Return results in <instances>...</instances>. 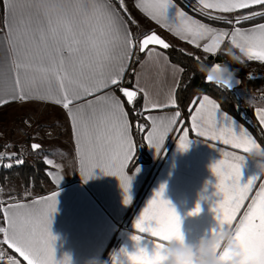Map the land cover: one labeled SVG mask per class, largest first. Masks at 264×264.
I'll use <instances>...</instances> for the list:
<instances>
[{
    "label": "snow or ice",
    "instance_id": "snow-or-ice-1",
    "mask_svg": "<svg viewBox=\"0 0 264 264\" xmlns=\"http://www.w3.org/2000/svg\"><path fill=\"white\" fill-rule=\"evenodd\" d=\"M47 6L59 7L61 12L44 11L39 0H0L4 10V41L11 53V63L2 70L3 86L0 87V107L13 103H43L59 106L70 121L75 138V151L79 156V173L86 182L99 168L105 175L116 176L124 193V204L132 202L131 187L135 173L137 143L132 134L133 123L125 107H133L139 117L152 110L171 108L170 115H146L150 128L136 123L140 131H146L143 140L160 153L169 133L180 123L182 112L175 90H170L166 102L152 98L140 85V75L133 72L135 85L124 84L125 74L132 66L134 56L144 55L145 60L167 59L159 49H169L170 43L155 31L147 30L137 35L131 25L134 20L125 19L129 12L126 0H46ZM202 13H233L248 9L246 14L232 18L214 16L233 25L231 32L217 29L193 18L178 7L173 0H140L136 6L151 20L162 25L176 36L201 48L205 53L216 55L226 38L248 60L264 62V23L249 29L239 27L242 22L255 16H264V0H198ZM260 6L261 11H251ZM139 24H136L139 32ZM202 40L207 42L201 44ZM190 55V53H185ZM200 63L199 57H194ZM240 61L241 57L236 56ZM220 63L208 66L218 69ZM203 66V65H201ZM182 75L185 69L172 66ZM251 77V74H249ZM207 82H213L206 75ZM233 78L226 85L233 87ZM240 83L239 80L236 81ZM219 85L218 83H215ZM179 88V82L175 85ZM143 96L142 111L137 110L138 95ZM189 110L191 131L206 141L222 142L239 151L224 152L222 158L211 165L217 178L215 195L221 198L212 211L217 221L211 235L218 237L213 246L219 264H264V182L253 192L260 172L242 181L245 157L253 147H262L243 125H238L228 113L221 111L217 100L207 94L194 96ZM259 124L264 126V108H256ZM25 124L31 126L30 120ZM178 148L186 151L191 144L189 129L182 128ZM34 139V138H33ZM214 146V145H213ZM8 144L4 145L7 149ZM32 152L42 151L38 142L30 144ZM244 153V154H240ZM5 154L0 153V157ZM7 169L23 165V154L7 153ZM44 162L53 161L45 157ZM57 185L62 176L47 173ZM166 185L161 184L147 206L135 220L138 233L150 237L151 250L141 246L145 236L133 234V251L119 249L126 259L117 264H164L167 259L166 243L174 238L183 239L182 221L171 201L164 196ZM2 192V189H0ZM23 195L29 192L24 189ZM59 191L24 202L14 195L8 201L0 199V213L6 227H0V245H6L26 264H71L65 255L57 260L55 241L51 231L53 214L57 211ZM248 201L246 207L245 202ZM243 210L242 215L237 216ZM201 212L200 204L190 215ZM237 221L233 226V222ZM155 238V239H151ZM0 264H21L20 259L0 248Z\"/></svg>",
    "mask_w": 264,
    "mask_h": 264
},
{
    "label": "crops",
    "instance_id": "crops-1",
    "mask_svg": "<svg viewBox=\"0 0 264 264\" xmlns=\"http://www.w3.org/2000/svg\"><path fill=\"white\" fill-rule=\"evenodd\" d=\"M192 1L199 6V8L202 7L198 4V0ZM110 2L113 4L116 3L112 0H110ZM126 2L129 12L125 13L124 16L125 19L134 20L136 22L133 23L131 27L133 32L137 35L151 30L160 34L177 49H179V47L175 46L174 42H183L188 44L191 48H196L176 36L174 32L169 31L167 28L151 20L146 13L136 6L140 3V0H126ZM173 2L181 8L175 0H173ZM259 7L260 6H254V8ZM245 10L234 13L240 15L242 14L241 12ZM205 11L208 12L209 10ZM4 14V10L0 9V87L3 86L2 70L11 63L12 58L7 44L3 39L5 32V27L3 25ZM215 14L225 17L230 13L215 12ZM192 17L197 19L194 16ZM201 22L205 23L203 21ZM136 24L140 26L139 32H137ZM208 25L217 29H226L229 32H231L233 28V25L226 27ZM252 26L253 25L241 28L249 29ZM205 42H207V40H202L201 44ZM232 48L239 52L238 49L230 44V40L226 38L218 53L221 51L226 52V49L232 51ZM198 49L204 52L202 47ZM157 50L163 52L167 59L158 60L154 58L152 60H145L143 55L138 61L134 71L139 73L140 85L150 93L152 98L160 102H166L170 90H175L177 94L178 89L175 88V85L177 81L180 83L181 75L172 67L173 65H179L170 59L169 53L158 48ZM206 54L209 56L212 55L210 53ZM249 61L264 64V62L261 61ZM135 82V77L133 76L132 84L135 85ZM117 95L119 94L117 93ZM138 96L141 97L143 105L142 94ZM37 106L46 105L39 102L27 104L13 103L8 106L0 107V109L11 107L13 109L15 108L18 112H23L27 109V112L30 113L29 109ZM51 107L60 110L64 116L63 118L67 129V145L71 147L73 156L67 158L62 165H50L47 171V173L52 172L54 176L60 175L63 177L59 185L55 183L52 176L48 175L52 185L48 186L46 192L19 200L28 202L40 196H47L52 191H59L57 197V211L53 214L51 226L53 235L57 237L54 244L57 260H61L65 255H68L71 257V264H90V261L94 259L106 262V264H117V260L126 259L123 254L119 253V249L127 248L129 251L134 250L135 241L131 239L133 234L145 236V239L141 241V246H146L151 250L152 245L148 240L150 237H148L147 234L138 233L134 228V223L142 210L152 199L155 192L159 190L161 184L166 185L164 193L165 198L171 201L181 217V227L186 242L196 244L201 237L206 238L211 235L212 229L217 225L215 214L211 209L214 203L221 198L215 195L214 185L217 182V178L211 171V165L215 161L221 159L224 152L239 150L224 145L222 142H208L205 138L197 136L195 132L191 131L190 114L188 115L187 122H185L184 114L180 110L182 112L180 123L169 133L159 154H157L154 147H150L147 142L144 141L143 154L139 156L142 161L136 165L139 167L140 171L135 173L130 190L132 202L129 205H125L123 202V189L116 176L105 175L97 168L94 170L92 178L88 179L86 182L82 179L79 173V156L75 151V138L71 133L70 121L66 118L64 110L59 106ZM258 107L264 108V105L253 107L251 113L264 135V126L259 124L256 116V108ZM221 111L225 112L222 108ZM172 112L173 109L165 108L152 110L151 113H143L142 121L144 122L145 128H150L151 122L146 121L144 116L149 114L165 116L170 115ZM231 117L235 119L233 116ZM235 120L238 125H243L237 119ZM182 128L189 129V136L191 138L190 147L186 151H181L178 148L179 136L183 134ZM248 132L252 135L249 130ZM146 135L147 132L145 131L144 136ZM253 138L255 137L253 136ZM137 155L138 152H136V157ZM244 155H246V159L242 167V181H246L250 176L258 173L255 161L247 158V154ZM261 182H264V173H260V176L254 184L251 195H254L255 191L259 189V184ZM10 194L16 196L13 192ZM10 194L1 193L0 198L7 202ZM197 203L200 204L201 212L195 216L190 215L189 213L192 212ZM247 203L248 201L245 202V207ZM243 210L242 208L241 213L238 214L237 221L239 216L242 215ZM0 218L1 226L6 227L7 225L3 220L2 213H0ZM237 221L233 222V226ZM0 239H2V234ZM0 248H4L8 254L14 255L17 259H20L21 264H26L18 254L14 253L11 249H7L6 245H0ZM114 257H116L117 260H114Z\"/></svg>",
    "mask_w": 264,
    "mask_h": 264
},
{
    "label": "trees",
    "instance_id": "trees-1",
    "mask_svg": "<svg viewBox=\"0 0 264 264\" xmlns=\"http://www.w3.org/2000/svg\"><path fill=\"white\" fill-rule=\"evenodd\" d=\"M112 1L116 2L115 0ZM175 1L185 10L200 17L199 16L200 14L198 12L193 11L186 4H184L182 0H175ZM260 10H261L260 7L251 9V11H257V12H259ZM248 11L249 10H245L241 13L246 14ZM208 21L209 23L218 26H230V24L224 23L223 21H216V20H208ZM261 22H264V16L258 15L251 20L242 22L238 26L248 27ZM231 52L235 53L236 56H240L241 60L240 61L234 60L232 56H230L229 54L223 51L219 52L216 56L214 55L204 56L201 53L200 49L193 47L191 49V52H188L190 53V55L185 54L186 52H183L175 47L172 52H168L170 59L174 63L185 69V71L181 75L179 88L177 90V96L179 99V110L183 112L185 122H187L189 110L192 108L190 100L194 96H202L203 94H207L212 98H214L215 100H217V102L220 104L221 108L225 112H227L235 119H237L239 122H241L252 133L255 139L262 146H264V135L260 127L256 123L255 119L253 118L251 110L248 109V107L244 104V101L237 94L236 92L237 89L230 91L221 85L207 83L205 81L207 68H209L208 66L216 63H223L229 68H231L230 66L232 64H235L237 66H242L244 63L247 64L253 63L256 66L264 67V64L251 62L247 60L245 57H243L239 52H237L233 48ZM194 57L200 58L199 64L194 59ZM141 58L142 56H139L138 54L137 56L134 57L132 66L129 68L125 76V80H124L125 86H127L129 82L132 83V77H133L132 73L134 72L137 63ZM201 65L206 66L205 70L203 71L199 70V66ZM245 82L248 87L257 90L264 86V76L254 79H246ZM117 93L125 101V107L128 110L130 119L133 123L132 133L137 143V152H138V155L135 158V164L137 165L142 161L139 156H142L141 154H143V149H144L143 137L145 131L138 130L135 127V125L137 122L144 125V122L142 121L143 115L137 117L133 112V107L126 103V100L122 96V94H120L119 92ZM259 96L261 97V94H259ZM136 108L137 110L142 111V100L140 96L137 97ZM13 149L19 151V147L17 148V146H15ZM4 150H6L4 148V145L0 143V153H2ZM23 158L25 159V163L23 165L13 166V168L11 169H7V168L0 169V187L5 188L9 183H13L16 180H20L23 186L32 193L30 196H34L46 192L48 189L47 184L48 182H50V178L47 174V171L49 170L48 165L42 159L35 158L27 154H23Z\"/></svg>",
    "mask_w": 264,
    "mask_h": 264
},
{
    "label": "rangeland",
    "instance_id": "rangeland-1",
    "mask_svg": "<svg viewBox=\"0 0 264 264\" xmlns=\"http://www.w3.org/2000/svg\"><path fill=\"white\" fill-rule=\"evenodd\" d=\"M182 1L193 11L200 14V17H198L181 7L185 12L197 19L208 24H211L208 20L222 21L212 18L214 16H218L215 12H212L211 15L207 14V11L204 13L200 12L198 10L199 6H197L192 0ZM235 16H237V13L233 12L225 17L232 18ZM211 25L226 27L214 24ZM174 44L183 52H191L192 48L188 46V44L183 42H174ZM201 53L204 56H209L202 51ZM220 64L225 65L223 63ZM230 67V70L242 80V85L237 88L236 92L244 101V104L248 107V109L252 110L253 107L257 105H264V86L260 89L254 90L253 88L248 87L245 82L246 79L263 77L264 67L256 66L253 63H244L242 66L232 64ZM249 74H251V77ZM259 94H261V97ZM29 111L30 113H28L26 109L23 112H18L15 108L13 109L11 107L0 109V143L3 145H9V147L2 153L6 155L7 153L22 152L23 154L40 158L43 161L45 157H47L53 161L52 165H62L67 158L73 156L71 153V147L67 145V129L63 114L60 110L51 106L31 107ZM25 120H30L31 126L26 125ZM32 142L41 143L42 151L32 152L30 149V144ZM15 146H17V148L19 147V151L13 149ZM48 168H50V165H48ZM47 185H52L51 180ZM0 189H2L1 193H15L18 199L26 198L23 195V191L26 188L20 180L9 183L5 188L0 187ZM28 192L29 195L27 197H30L32 193L29 190Z\"/></svg>",
    "mask_w": 264,
    "mask_h": 264
},
{
    "label": "clouds",
    "instance_id": "clouds-1",
    "mask_svg": "<svg viewBox=\"0 0 264 264\" xmlns=\"http://www.w3.org/2000/svg\"><path fill=\"white\" fill-rule=\"evenodd\" d=\"M43 6L44 11L48 13H59V7L47 6L46 0H39ZM227 54L236 60L235 53L230 50H225ZM206 66H199V70H205ZM207 75L213 77V82L219 85H226L234 73L226 66L220 65L218 69L207 68ZM247 158L255 161L258 172L264 173V147H253L247 154ZM246 159V157H245ZM218 237L208 236L201 237L196 244L187 243L185 235L183 239L174 238L166 243V256L167 259L164 264H219L218 254L214 251V245L217 243ZM90 264H106V262L99 260H92Z\"/></svg>",
    "mask_w": 264,
    "mask_h": 264
},
{
    "label": "water",
    "instance_id": "water-1",
    "mask_svg": "<svg viewBox=\"0 0 264 264\" xmlns=\"http://www.w3.org/2000/svg\"><path fill=\"white\" fill-rule=\"evenodd\" d=\"M157 33V32H156ZM160 35V34H159ZM161 36V35H160ZM162 37V36H161ZM163 38V37H162ZM165 39V38H164ZM166 40V39H165ZM167 41V40H166ZM168 42V41H167ZM170 43V42H169ZM170 45H171V47L169 48V49H161V50H163V51H166V52H172L173 50H174V47H173V45L170 43ZM159 49V48H158ZM138 55L139 56H143V54H141V53H138ZM228 67V66H227ZM229 68V67H228ZM230 69V68H229ZM207 75V74H206ZM237 80H239L240 81V83L239 84H237L236 83V81ZM205 81H206V79H205ZM207 82V81H206ZM207 83H213V84H215L214 82H207ZM232 84H233V87L231 88V89H229L227 86H225V85H221V86H223V87H225V88H227L228 90H230V91H233V90H236L237 88H239L241 85H242V80L239 78V77H237L235 74L233 75V81H232ZM125 100H126V98H125Z\"/></svg>",
    "mask_w": 264,
    "mask_h": 264
},
{
    "label": "built area",
    "instance_id": "built-area-1",
    "mask_svg": "<svg viewBox=\"0 0 264 264\" xmlns=\"http://www.w3.org/2000/svg\"><path fill=\"white\" fill-rule=\"evenodd\" d=\"M18 155L19 154H21V153H17ZM9 162V159H8V157H7V154L6 155H4L3 157H0V169L1 168H5V167H3V165L4 164H6V163H8ZM13 166H16L15 164L13 165ZM0 194H1V192H0ZM1 199V198H0ZM0 227H2L1 226V218H0ZM0 236H1V234H0Z\"/></svg>",
    "mask_w": 264,
    "mask_h": 264
}]
</instances>
